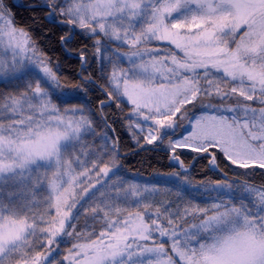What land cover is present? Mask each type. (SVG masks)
I'll list each match as a JSON object with an SVG mask.
<instances>
[{
  "label": "snow or ice",
  "instance_id": "6c2138e0",
  "mask_svg": "<svg viewBox=\"0 0 264 264\" xmlns=\"http://www.w3.org/2000/svg\"><path fill=\"white\" fill-rule=\"evenodd\" d=\"M20 6L46 10L58 33L42 34L58 35L70 56L77 35L93 41L91 60L105 81L100 112L129 105L137 144L168 137L182 171L170 174L176 202L157 201L155 185L124 180L119 137L109 136L103 115L97 132L90 102L80 101L95 83L84 75L86 51L78 55L83 83L69 90L34 29L18 26L0 0V264H264V185L229 181L227 173L193 184L175 155L218 149L225 167L264 169V0ZM203 97L209 111L189 116ZM184 120L187 134L173 139ZM90 136H99L98 147ZM201 188L203 203L192 196Z\"/></svg>",
  "mask_w": 264,
  "mask_h": 264
},
{
  "label": "trees",
  "instance_id": "16d2710c",
  "mask_svg": "<svg viewBox=\"0 0 264 264\" xmlns=\"http://www.w3.org/2000/svg\"><path fill=\"white\" fill-rule=\"evenodd\" d=\"M42 0H5L6 5L14 14L15 21L18 26L25 28H33L34 36L38 39V42L45 53L51 58L54 66H59L58 75H60L62 83L71 90L76 85L83 83L81 79V61L78 59V55L82 50L86 51L89 56L90 67L84 73L85 76L90 75L93 84L86 85L88 88L87 96L83 92L79 93L81 102H90V107L94 112V120L97 125V132L103 129V123L101 116L107 117V122L111 125L108 129V134L111 137H119L120 157L119 163L122 165L119 175L124 180L139 184L140 186H152L155 185L160 191L159 195L155 197L157 201H172L176 202L177 197L174 192L168 193V189L172 187L174 178L171 177V173L175 171H181L177 164L170 160L171 150L164 146L162 142L147 144L142 138L139 145L136 140L133 139L132 133L128 129L129 120L127 119L130 114V106L122 105V111L117 109L113 103L111 107H105L103 113L100 112L99 101L106 99L104 93L101 91L100 85L104 84L102 80L99 67L94 60H91V54L93 52V41L84 35H77L72 44L71 56L64 52L58 43V35H53L50 39L45 38L42 34L44 29L47 28L53 33H58V30L53 28L44 19L46 10L36 9L33 11L27 7H21V4L27 5L31 3H41ZM35 16L38 19V23L33 24L32 17ZM124 66H127L126 64ZM110 71V67L107 69ZM4 89H0L3 91ZM206 98V97H203ZM201 98V99H203ZM249 103V102H248ZM233 104V103H230ZM253 106H260L258 103H251ZM193 108L197 109L196 114H201L204 110H199L197 106H188V111ZM115 129V131H112ZM87 143L92 147H98L101 143L99 136L88 137ZM209 152L217 155V164L220 165L217 170H213L210 167L211 157L203 152H194L187 149H176L175 155L180 157L183 161L184 167L188 168L187 175L193 184H199L201 181L209 180H222L224 174L227 173V179L229 181L239 180L241 182L247 181L249 184L256 186L264 185V169H239L235 166L225 167L227 163L223 159V154L218 149ZM100 186L98 185L97 188ZM214 195V193H213ZM192 196L197 202L203 203L208 193H205L201 188L199 192L195 189L192 190ZM84 223V217L81 216L80 226ZM71 243L63 246V250L66 251Z\"/></svg>",
  "mask_w": 264,
  "mask_h": 264
},
{
  "label": "rangeland",
  "instance_id": "374dc122",
  "mask_svg": "<svg viewBox=\"0 0 264 264\" xmlns=\"http://www.w3.org/2000/svg\"><path fill=\"white\" fill-rule=\"evenodd\" d=\"M207 103H209L208 98H203V99H201L200 101H198L196 103V106L199 108V110H204V112H207V111H209V109H206V108L201 107V104H207ZM211 103H213V104H219L220 102L213 99V100H211ZM227 103L228 104L234 103V101L233 100H229V101H227ZM249 103H254V102H249ZM257 107H259V106H257ZM196 111H197V109L193 108L192 110H189L188 111V115L189 116H193V115L199 116V115L202 114V113L201 114H196ZM148 123L150 124L151 122L149 121ZM182 124H183V127H179V128H177L175 130V136L173 137V139H180L181 138V134H184V135L187 134V132L189 130V126L187 124V120H184L182 122ZM169 131H171V130H169ZM153 143H160V142L159 141H156V142H153ZM162 143L164 144L165 147H167L168 149H170L169 146H168V137H165ZM179 149H187V150L192 151L191 148H179Z\"/></svg>",
  "mask_w": 264,
  "mask_h": 264
},
{
  "label": "water",
  "instance_id": "95a60500",
  "mask_svg": "<svg viewBox=\"0 0 264 264\" xmlns=\"http://www.w3.org/2000/svg\"><path fill=\"white\" fill-rule=\"evenodd\" d=\"M179 167H180V166H179ZM213 168H214L215 170H217V168H216V167H214V166H213ZM180 169H181V168H180ZM181 170H182V169H181ZM224 178H225V177H224Z\"/></svg>",
  "mask_w": 264,
  "mask_h": 264
}]
</instances>
